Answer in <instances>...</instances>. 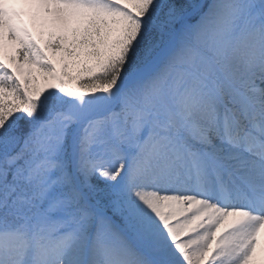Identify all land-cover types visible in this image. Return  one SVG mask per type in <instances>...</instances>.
<instances>
[{"label":"snow or ice","instance_id":"obj_1","mask_svg":"<svg viewBox=\"0 0 264 264\" xmlns=\"http://www.w3.org/2000/svg\"><path fill=\"white\" fill-rule=\"evenodd\" d=\"M262 234L264 0H0V264H264Z\"/></svg>","mask_w":264,"mask_h":264},{"label":"bare ground","instance_id":"obj_2","mask_svg":"<svg viewBox=\"0 0 264 264\" xmlns=\"http://www.w3.org/2000/svg\"><path fill=\"white\" fill-rule=\"evenodd\" d=\"M223 228L221 229V232H223ZM217 235H220V233H218ZM261 244H264V234H262V236H261ZM258 251H259V249H258Z\"/></svg>","mask_w":264,"mask_h":264},{"label":"rangeland","instance_id":"obj_3","mask_svg":"<svg viewBox=\"0 0 264 264\" xmlns=\"http://www.w3.org/2000/svg\"><path fill=\"white\" fill-rule=\"evenodd\" d=\"M46 38H47V37L45 36L44 39H46ZM38 39H39V37H38ZM43 84H44V80H43V77H41V78H40V85L43 86Z\"/></svg>","mask_w":264,"mask_h":264}]
</instances>
